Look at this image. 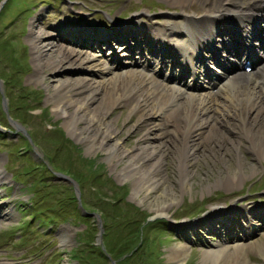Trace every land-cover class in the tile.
<instances>
[{"label": "bare ground", "instance_id": "6f19581e", "mask_svg": "<svg viewBox=\"0 0 264 264\" xmlns=\"http://www.w3.org/2000/svg\"><path fill=\"white\" fill-rule=\"evenodd\" d=\"M164 1L168 9L174 8L171 13L181 20H156L143 10L146 21L138 19L131 24L118 22L116 16L111 15L112 19H109L115 23L112 28L95 23L78 25L63 17L59 24L45 29L37 24L38 17H35L29 30L37 79L42 80L45 68L54 71L65 63L73 72L84 70L87 75L59 79L51 85L53 92L47 100L52 102L55 113L63 116L68 131L86 141L91 149L104 146L118 161L126 155L131 157L117 173L121 178H133V194L140 202L146 198V194L140 195L142 187L144 192H148L162 186V200L158 203L149 201L158 215H167L168 207L175 202V195L170 193L173 186L165 188L170 177L167 157L173 154L174 148L178 153L177 182L183 186L188 184L194 172L192 164L205 156V148L215 151L218 160L227 164L230 161L227 149L235 150L237 167L223 177L220 175L215 183L219 186H228L245 176L243 173L248 163L242 145L246 142L245 151H253L255 156L264 159V25L259 30L255 28V23L264 22V0ZM58 15L62 16L63 12ZM124 33L133 36L135 43L128 39L124 41L127 38ZM142 33L145 36L141 41L134 36ZM110 37L123 41L121 49L114 47L102 53L87 49L91 45L100 46L102 42H108ZM79 44L86 49L78 48ZM142 47L148 49L147 57ZM246 50L257 59L249 71L245 69ZM217 51L220 52L218 56ZM198 52L205 56L199 58ZM238 55L241 56L239 59ZM111 57L114 60H108ZM194 60L197 63L193 64ZM231 60L236 65L229 71ZM198 64L204 68H199ZM173 66H176L175 70L167 75ZM160 67L166 71L162 72ZM187 71L198 77V90H190L188 80L184 82ZM210 82L216 86L211 87ZM119 106H130L131 112L136 111L144 122V135L139 139L161 142L127 150L114 123L118 117H111ZM158 117H164V123L157 122ZM111 141H114L113 147L110 146ZM203 143L205 148L201 147ZM256 169L252 168V172ZM3 178L7 179V176L0 168V180ZM263 207L264 204L250 207L221 204L211 206L204 217L193 220L192 223L196 222L199 228L217 222L210 227L212 232H217L216 228L223 232L220 226L228 227L230 222L236 225L234 231L222 234L223 238L219 236L212 243L214 247L203 252V262L253 264L248 258L249 251L264 256V241L242 240L260 229L259 223L249 213L264 220L258 216V210ZM14 212L13 208L5 207L0 211V217L12 219ZM232 212L239 215V221L230 215ZM201 234L197 235L200 240L203 239ZM184 235L193 237L191 232ZM67 237L65 234L63 242ZM189 244L187 240L177 247L180 255L176 251L169 255L175 264L184 263Z\"/></svg>", "mask_w": 264, "mask_h": 264}, {"label": "rangeland", "instance_id": "374dc122", "mask_svg": "<svg viewBox=\"0 0 264 264\" xmlns=\"http://www.w3.org/2000/svg\"><path fill=\"white\" fill-rule=\"evenodd\" d=\"M3 1L0 0V4L4 3L0 9V163L7 179L0 181V211L13 206L15 216L12 219L0 217V262L80 264L74 255L76 249L87 247L90 242L97 244L99 224L95 215L99 212L104 219L105 204H118L121 201L123 206L130 203L139 207L143 210L142 213L134 215L144 213L151 222L150 226L160 227L147 230L145 225L141 231L146 239L145 262L175 264L169 255L174 251L180 255L177 247L189 240L190 248L183 264H206L203 262V252L214 247L212 243L216 242L219 236L223 238L222 234L234 231L236 225L230 222L229 228L220 226L223 232L220 228H216L217 232H212L210 227L218 224L217 222L199 228L197 223L192 221L204 217L211 206L226 204L250 207L264 204V159L255 156L253 151H245L246 142L242 145L248 163L243 173L245 176L228 186L215 185L219 177L236 169L235 150L227 149L230 154L227 164L221 159L218 160L216 152L206 149L203 143L201 147L205 148V156L192 164L194 172L188 184L183 186L177 182L178 153L177 148H174L173 154L167 157L166 167L170 177L165 182V188L173 186L170 193L175 195V202L168 207L167 215H158L150 207L149 201L160 202L163 187L150 189L148 192H144L142 187L140 195L146 194V198L140 202L133 194V178H121L117 173L131 157L126 155L118 161L117 157L109 155L104 146L91 149L86 141L78 139L68 131L64 124L65 118L55 113L52 102L47 100L53 92L51 85L56 84L57 80L82 78L87 76L86 72H73L69 64L65 63L54 71L45 68L42 80L37 79L29 37L30 23L35 17H38L37 24L45 29L50 25L56 26L63 17L81 25L95 23L112 28L115 23L110 21L111 15L116 16L118 22L131 24L138 19L146 21L143 10H147L151 18L156 20H181L178 15L171 13L174 8L168 9L164 0H7V4ZM60 11L63 12L62 16L58 15ZM124 35L127 37L124 41L128 39L135 43L133 36L127 33ZM134 36H138L141 41L145 34ZM109 41L112 44L102 43L99 47L87 49L102 53L108 52L111 45H121L112 38ZM77 47L86 49L79 45ZM108 60L114 59L111 57ZM130 69L136 68L128 70ZM111 117H118L114 123L120 131V141L127 150L161 142L139 139L144 135V122H141L136 111L131 112L130 106L117 107ZM160 117L156 121L164 123V117ZM29 133L34 137H29ZM110 146H114V141L110 142ZM218 152L219 149V156ZM25 167L33 169L26 173ZM252 168L257 169L252 172ZM12 169L22 171L18 176L15 175L18 180L13 178ZM61 171L66 173L68 179L62 178ZM21 178L23 183L20 182ZM39 196L45 202H40V207L47 205L38 212L34 211L36 215L31 218L30 214L36 208L31 201L38 200ZM79 201L95 215L86 216L79 212ZM263 210L264 207L258 210V215L264 219ZM230 215L237 218L236 222L240 220L239 215L233 212ZM249 216L260 223V229L242 240L264 241V220L255 218L252 212ZM186 221L188 223H185ZM187 232H191L193 237H186L184 234ZM65 234L69 238L63 242ZM198 234L202 235L204 242L203 239L197 238ZM139 245L140 242L136 244L135 249ZM248 258L253 264H263L264 261V256L255 251H249ZM92 264H111V261H94Z\"/></svg>", "mask_w": 264, "mask_h": 264}, {"label": "trees", "instance_id": "16d2710c", "mask_svg": "<svg viewBox=\"0 0 264 264\" xmlns=\"http://www.w3.org/2000/svg\"><path fill=\"white\" fill-rule=\"evenodd\" d=\"M105 207L103 240L108 254L120 264H150L144 261L146 239L141 231H143L145 225L147 230L160 227L158 225L150 226L151 222L144 213L134 215L138 212L142 213L143 210L130 203L123 206L121 201L118 204L108 202ZM139 242L140 245L135 249L136 244ZM74 255L81 264H92L94 261L108 263L110 258L101 246L93 242L88 243L87 247L77 248Z\"/></svg>", "mask_w": 264, "mask_h": 264}, {"label": "water", "instance_id": "95a60500", "mask_svg": "<svg viewBox=\"0 0 264 264\" xmlns=\"http://www.w3.org/2000/svg\"><path fill=\"white\" fill-rule=\"evenodd\" d=\"M113 264H117L115 260H113Z\"/></svg>", "mask_w": 264, "mask_h": 264}]
</instances>
